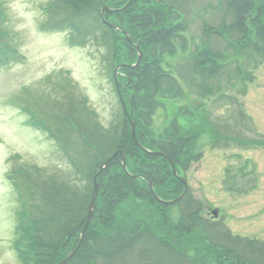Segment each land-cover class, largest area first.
I'll list each match as a JSON object with an SVG mask.
<instances>
[{
  "label": "trees",
  "instance_id": "16d2710c",
  "mask_svg": "<svg viewBox=\"0 0 264 264\" xmlns=\"http://www.w3.org/2000/svg\"><path fill=\"white\" fill-rule=\"evenodd\" d=\"M56 1L57 16H64L52 27L68 29L74 37L81 33L89 37L87 18L92 11L94 22L109 33L103 37L112 55L113 76L116 67L127 65L119 71L124 79L125 107L120 99L119 121L109 129L90 117L83 106L66 109L60 117L58 135L54 131L52 135L69 153L74 170L47 174L32 168L24 173L25 187L21 189L18 184V188L25 199L16 212L14 241L22 264H56L79 243L95 191V175L97 207L82 244L68 264H264L263 241L235 235L222 221L205 217L196 200H181L180 220L170 226L164 217L168 205L154 198L148 183H153L163 200L183 193L184 184L174 175L169 160L178 173L199 162L201 154H193L195 136L184 132L175 119L159 139H154L153 119L161 101L182 98L185 87L198 96L221 92L226 65L223 52L208 42L189 56L186 68L177 75L165 69L163 57L174 55L180 44L186 49V35L196 20L206 41L213 36L226 41L234 38L241 51L264 54V5H258L263 0H134L125 9L130 0ZM107 4L122 9L105 15L116 16L120 22L112 23L125 30L132 42L103 22L101 10ZM2 21L0 18L3 65L12 61L14 52L3 40L7 32ZM116 35L126 41L127 55L117 46ZM136 45L142 57L133 67L139 58ZM33 121L34 126L41 127L39 120ZM132 123L138 143L132 135ZM214 134L213 141H219V134ZM144 149L162 152L166 158ZM119 150L126 156L129 173L123 168L121 155L99 173L103 162ZM131 199L148 202L151 210H144L145 206L127 209ZM187 236L190 250L197 248L194 253L183 243Z\"/></svg>",
  "mask_w": 264,
  "mask_h": 264
},
{
  "label": "rangeland",
  "instance_id": "374dc122",
  "mask_svg": "<svg viewBox=\"0 0 264 264\" xmlns=\"http://www.w3.org/2000/svg\"><path fill=\"white\" fill-rule=\"evenodd\" d=\"M56 2L0 0L1 25L7 32L3 40L14 52L8 65L0 64V264H22L14 241L26 170L47 174L74 170L69 153L52 135L66 109L83 106L106 129L120 117L124 79L119 73L118 78L113 76L105 28L94 22L92 11L87 18L89 37L82 33L74 37L68 29L52 27L64 16L62 12L57 16ZM107 15L108 21L120 22ZM116 37L127 55L123 36ZM186 38V49L180 44L174 55L163 57L165 69L177 75L186 68L189 56L208 42L224 54L223 87L208 96L185 87L182 98L162 100L152 136L159 139L175 119L184 132L194 134L193 154H201V160L187 171H177L188 181L185 197L200 202L205 217L222 221L233 234L264 242V54L241 51L234 38L213 36L206 41L197 20ZM33 119L41 127L34 126ZM215 132L218 143L213 141ZM236 137L237 141L232 139ZM143 206L151 210L148 202L131 199L127 209ZM164 210L174 226L181 217V204ZM189 238L183 243L194 253L197 248L190 250Z\"/></svg>",
  "mask_w": 264,
  "mask_h": 264
},
{
  "label": "water",
  "instance_id": "95a60500",
  "mask_svg": "<svg viewBox=\"0 0 264 264\" xmlns=\"http://www.w3.org/2000/svg\"><path fill=\"white\" fill-rule=\"evenodd\" d=\"M133 1H134V0H130V1L128 2V4H127L125 7H123L122 9H125L126 7H128L129 5H131ZM122 9H121V10H122ZM105 11L114 12V11H119V10L111 9V7H110L109 5H108V6H104V7L102 8V19H103V22L106 23V24H107L109 27H111L112 29H114V30H119V31L123 32V33L127 36V40L130 41V39H129V35H128V33H127L125 30H123L122 28H120L119 26H117V25H115V24H113V23L108 22V21L105 19ZM136 47H137V50H138V53H139V58H138L137 63H136L135 65H131V66H133V67L139 65V63H140V59H141V57H142V52L140 51V47H139V45H136ZM123 66H127V65H121V66H119L118 68H116V69H115V75L118 73V72H117L118 69L121 68V67H123ZM121 100H122L123 105H124V107H125V103H124V100H123L122 97H121ZM132 135H133V138H134L135 142L138 143L137 135H136V131H135V124H134V123H132ZM144 150L147 151V152H149V153H152V154H154V155L162 156V157L166 158V156H165L162 152H151V151H149V150H147V149H144ZM118 155H121V156H122V164H123V168H124V170H125L127 173H129L128 170H127V159H126V156H125V154H124L122 151H120V150L117 151L116 153H114V154H113L111 157H109L105 162H103V164L99 167V173L102 172L104 169H106V168H107V167L113 162V160H114ZM167 160H169V159H167ZM169 162H170V164H171V167H172V170H173L174 175H175L180 181L183 182L184 187H185L184 192H183L178 198H176V199H174V200H163V199H161V198L156 194L153 183L150 182V181H148V180H147V181H148V183H149L150 190H151V193H152V195L154 196V198H156V199H157L160 203H162V204H165V205H174V204L180 202V201H181V200L187 195V193H188V191H189V186H188L187 180H186L185 178L181 177V176L177 173L176 167H175V165L173 164V162L170 161V160H169ZM133 177L136 178L137 176H133ZM94 181H95V191H94V195H93V198H92V201H91L90 207H89V212H88L87 220H86V222H85V224H84V226H83V229H82V231H81L80 239L78 240L79 243H78V244H77V245L71 250V252L69 253V255H68L66 258H64L63 260H61L60 262H58V263H56V264H68V263H70V262L73 260V258H74V256H75L76 252L78 251L80 245L82 244V242H83V240H84V238H85L86 232H87V230H88V228H89V225H90V223H91V221H92V217H93L94 211H95V209H96V207H97V197H98L97 175L94 176Z\"/></svg>",
  "mask_w": 264,
  "mask_h": 264
}]
</instances>
